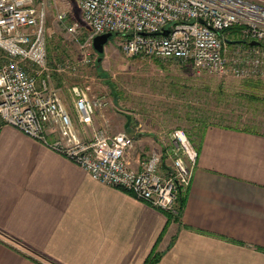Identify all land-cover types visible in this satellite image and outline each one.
Listing matches in <instances>:
<instances>
[{
	"label": "crops",
	"instance_id": "1",
	"mask_svg": "<svg viewBox=\"0 0 264 264\" xmlns=\"http://www.w3.org/2000/svg\"><path fill=\"white\" fill-rule=\"evenodd\" d=\"M196 147L170 216L3 125L0 264H264V129L208 123ZM144 159L127 155L134 168Z\"/></svg>",
	"mask_w": 264,
	"mask_h": 264
},
{
	"label": "built area",
	"instance_id": "2",
	"mask_svg": "<svg viewBox=\"0 0 264 264\" xmlns=\"http://www.w3.org/2000/svg\"><path fill=\"white\" fill-rule=\"evenodd\" d=\"M79 7L81 23L90 28L83 46L93 45L98 34L118 32L126 36L123 47L129 55L191 63L215 74L264 76V0H79ZM59 18L66 23L68 13ZM65 25L78 33L79 22ZM236 25L243 39L259 43L243 47L242 40L226 36ZM46 27L43 4L0 0V128L12 125L78 163L93 178L179 214V191L189 187L199 156L187 131H172V162L165 170L161 151H152L140 168L131 167L127 153L135 139L126 131L98 128L91 139H84L59 89L47 78L39 83L29 69L33 65L49 75ZM72 92L80 121L91 123L94 101L78 84ZM52 133L58 136L51 138Z\"/></svg>",
	"mask_w": 264,
	"mask_h": 264
},
{
	"label": "rangeland",
	"instance_id": "3",
	"mask_svg": "<svg viewBox=\"0 0 264 264\" xmlns=\"http://www.w3.org/2000/svg\"><path fill=\"white\" fill-rule=\"evenodd\" d=\"M36 4L47 11L49 75L33 65L29 69L39 83L47 78L59 89L84 139H91L98 128L126 131L135 139L127 155L135 151L144 158L161 151L165 170L172 162L169 148L176 128L185 129L195 145L199 130L208 123L264 129V76L215 74L191 63L129 55L123 47L126 36L118 32L99 53L94 45L83 46L90 28L81 23L79 0H36ZM62 12L68 13L66 23H80L78 33L66 28L59 18ZM225 35L242 40L243 47L248 43L240 31ZM76 84L94 101L91 123L81 122L75 110Z\"/></svg>",
	"mask_w": 264,
	"mask_h": 264
},
{
	"label": "water",
	"instance_id": "4",
	"mask_svg": "<svg viewBox=\"0 0 264 264\" xmlns=\"http://www.w3.org/2000/svg\"><path fill=\"white\" fill-rule=\"evenodd\" d=\"M164 34H167L168 33V30H164L163 31ZM113 36V32H105V33H102V34H98L94 37V41H93V45H94V48L99 52V53H103L104 50H105V44L108 42V40ZM228 41L230 42H234L235 40H231V39H228ZM241 41V40H240ZM245 42H248L249 44L251 45H254V44H258L259 42L257 40H251V41H246ZM128 118L130 120V115H128ZM128 123L126 125V127H128Z\"/></svg>",
	"mask_w": 264,
	"mask_h": 264
},
{
	"label": "trees",
	"instance_id": "5",
	"mask_svg": "<svg viewBox=\"0 0 264 264\" xmlns=\"http://www.w3.org/2000/svg\"><path fill=\"white\" fill-rule=\"evenodd\" d=\"M229 30H232L233 32H237V31L240 30V26H238V25L233 26ZM202 132H203V127L198 132L199 137L202 136ZM187 196H188V187L185 188V189H180L178 200H177L180 212L176 216H180V213H181V211L183 210V208H184V206L186 204ZM169 215L172 216V214H170V213H169ZM155 258H156L155 256L150 257L149 259L146 260V262L144 264H152L154 262Z\"/></svg>",
	"mask_w": 264,
	"mask_h": 264
}]
</instances>
